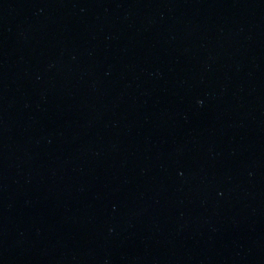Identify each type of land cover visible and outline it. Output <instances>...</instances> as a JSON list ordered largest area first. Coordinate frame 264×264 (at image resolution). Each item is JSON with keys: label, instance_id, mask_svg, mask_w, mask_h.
I'll return each instance as SVG.
<instances>
[{"label": "water", "instance_id": "water-1", "mask_svg": "<svg viewBox=\"0 0 264 264\" xmlns=\"http://www.w3.org/2000/svg\"><path fill=\"white\" fill-rule=\"evenodd\" d=\"M0 264H264V0H0Z\"/></svg>", "mask_w": 264, "mask_h": 264}]
</instances>
